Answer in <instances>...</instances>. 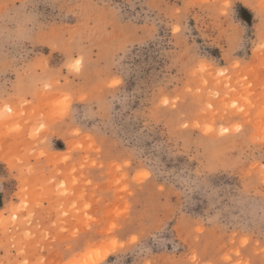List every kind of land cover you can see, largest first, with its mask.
Wrapping results in <instances>:
<instances>
[{
	"label": "rangeland",
	"instance_id": "1",
	"mask_svg": "<svg viewBox=\"0 0 264 264\" xmlns=\"http://www.w3.org/2000/svg\"><path fill=\"white\" fill-rule=\"evenodd\" d=\"M98 257L264 264V0H0V264Z\"/></svg>",
	"mask_w": 264,
	"mask_h": 264
},
{
	"label": "bare ground",
	"instance_id": "2",
	"mask_svg": "<svg viewBox=\"0 0 264 264\" xmlns=\"http://www.w3.org/2000/svg\"><path fill=\"white\" fill-rule=\"evenodd\" d=\"M101 257V256H100ZM100 257L96 258L95 260H93L90 264L95 263V261H97Z\"/></svg>",
	"mask_w": 264,
	"mask_h": 264
}]
</instances>
